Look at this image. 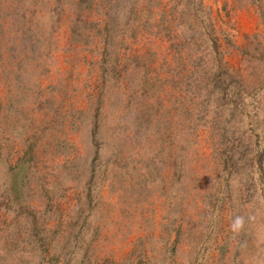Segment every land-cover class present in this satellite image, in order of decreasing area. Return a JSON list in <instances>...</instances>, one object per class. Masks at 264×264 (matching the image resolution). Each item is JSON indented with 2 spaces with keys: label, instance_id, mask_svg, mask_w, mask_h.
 Listing matches in <instances>:
<instances>
[{
  "label": "rangeland",
  "instance_id": "obj_1",
  "mask_svg": "<svg viewBox=\"0 0 264 264\" xmlns=\"http://www.w3.org/2000/svg\"><path fill=\"white\" fill-rule=\"evenodd\" d=\"M0 264H264V0H0Z\"/></svg>",
  "mask_w": 264,
  "mask_h": 264
}]
</instances>
